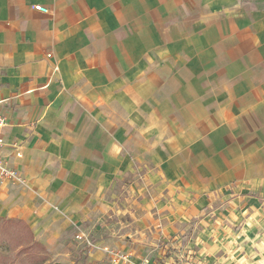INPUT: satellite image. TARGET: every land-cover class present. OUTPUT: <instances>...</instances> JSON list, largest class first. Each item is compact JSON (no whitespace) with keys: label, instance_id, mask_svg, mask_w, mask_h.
Here are the masks:
<instances>
[{"label":"crops","instance_id":"0c3cea01","mask_svg":"<svg viewBox=\"0 0 264 264\" xmlns=\"http://www.w3.org/2000/svg\"><path fill=\"white\" fill-rule=\"evenodd\" d=\"M0 113L54 261L264 264V0H0Z\"/></svg>","mask_w":264,"mask_h":264},{"label":"trees","instance_id":"16d2710c","mask_svg":"<svg viewBox=\"0 0 264 264\" xmlns=\"http://www.w3.org/2000/svg\"><path fill=\"white\" fill-rule=\"evenodd\" d=\"M13 237L19 239L16 246L18 251L15 253L19 260L34 261L33 264H63L53 260L46 246L35 238L31 227L25 221L0 217V240L2 239L5 244H8L13 240ZM6 250L0 247V259L4 262L0 264H8L10 256Z\"/></svg>","mask_w":264,"mask_h":264},{"label":"built area","instance_id":"2783aa9c","mask_svg":"<svg viewBox=\"0 0 264 264\" xmlns=\"http://www.w3.org/2000/svg\"><path fill=\"white\" fill-rule=\"evenodd\" d=\"M35 8L44 13L49 12L48 8L41 5L36 6ZM7 124L8 123L6 117L0 113V194L13 181H18L22 184L26 183L27 181L26 177L22 173H20L17 169L10 165L8 157L4 154L6 147L9 146L4 134ZM10 146L13 147L16 145ZM76 238L78 241H82L85 239V236L77 235ZM87 243L88 246H95V243L92 241H88ZM104 250L109 255L104 264H150V262L146 259L142 260L139 263H136L132 261L131 256L128 253L120 249H113L109 246H105Z\"/></svg>","mask_w":264,"mask_h":264},{"label":"rangeland","instance_id":"374dc122","mask_svg":"<svg viewBox=\"0 0 264 264\" xmlns=\"http://www.w3.org/2000/svg\"><path fill=\"white\" fill-rule=\"evenodd\" d=\"M77 240V238H75ZM92 239V238H90ZM95 240V238H94ZM19 241V239L17 237H13V240L8 243V244H5V241H3L2 239L0 240V247H2V249L6 250L8 248V250H6V253L10 256V258L8 259V264H33L34 261H22L19 260L18 257H16V254L18 249L16 248L17 246V242ZM84 240L80 241V242H84ZM5 245V246H4ZM0 263H4L2 259H0ZM78 264H82L81 263H78ZM84 264V263H83Z\"/></svg>","mask_w":264,"mask_h":264}]
</instances>
